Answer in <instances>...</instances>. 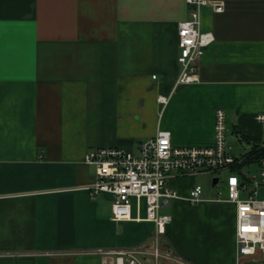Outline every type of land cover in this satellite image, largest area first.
Instances as JSON below:
<instances>
[{
  "label": "crops",
  "instance_id": "obj_1",
  "mask_svg": "<svg viewBox=\"0 0 264 264\" xmlns=\"http://www.w3.org/2000/svg\"><path fill=\"white\" fill-rule=\"evenodd\" d=\"M210 1L223 11L200 10L215 39L199 81L176 86L186 0H0V264H105L108 250L150 239L152 222L115 221L111 195L90 197L97 148L137 151L160 129L176 146L212 145L218 108L235 158L264 143V0ZM228 174L169 178L179 197L161 209L171 216L161 245L196 264H239Z\"/></svg>",
  "mask_w": 264,
  "mask_h": 264
},
{
  "label": "built area",
  "instance_id": "obj_2",
  "mask_svg": "<svg viewBox=\"0 0 264 264\" xmlns=\"http://www.w3.org/2000/svg\"><path fill=\"white\" fill-rule=\"evenodd\" d=\"M189 17L178 23V61L181 72L176 86L199 81L198 68L205 48L214 41L211 32L201 31L202 7L211 5L215 12L223 11V4L210 0H186ZM156 77L155 75L153 76ZM175 86V87H176ZM158 101L166 105L167 96ZM264 124V113L257 116ZM226 113L216 110L214 143L208 146H176L171 133L158 130L154 137L140 143L137 151L122 147H100L86 155V162L95 167V180L88 191L91 198L100 194L112 196L113 219L118 222L150 221L155 231L149 240L135 246L108 250L114 258L105 264H143L139 255L151 258L153 264H196L177 254L165 240L171 216L162 214L179 195L168 186L176 175L215 174L228 171L227 200L237 205V243L239 264L264 260V152L259 161L260 170L250 179L241 180L233 167L243 160L235 158L227 149ZM264 146V143L260 145ZM202 186L196 185L188 200L200 201ZM135 211V213H134Z\"/></svg>",
  "mask_w": 264,
  "mask_h": 264
},
{
  "label": "trees",
  "instance_id": "obj_3",
  "mask_svg": "<svg viewBox=\"0 0 264 264\" xmlns=\"http://www.w3.org/2000/svg\"><path fill=\"white\" fill-rule=\"evenodd\" d=\"M263 152H264V146L263 147L256 146L251 151V153H249L248 157H246V159L243 162H241L240 164H237L236 166L233 167V171L238 173V172L241 171V169H242V167L244 165H249V164H252V163L259 162ZM250 264H255V263H250Z\"/></svg>",
  "mask_w": 264,
  "mask_h": 264
},
{
  "label": "rangeland",
  "instance_id": "obj_4",
  "mask_svg": "<svg viewBox=\"0 0 264 264\" xmlns=\"http://www.w3.org/2000/svg\"><path fill=\"white\" fill-rule=\"evenodd\" d=\"M206 177H208V179L210 180V181H212L216 176H214V175H207ZM148 262H150V261H148ZM251 263H255V264H264V260L263 261H257V262H251ZM250 264V263H249Z\"/></svg>",
  "mask_w": 264,
  "mask_h": 264
},
{
  "label": "water",
  "instance_id": "obj_5",
  "mask_svg": "<svg viewBox=\"0 0 264 264\" xmlns=\"http://www.w3.org/2000/svg\"><path fill=\"white\" fill-rule=\"evenodd\" d=\"M217 181H218V178H214L213 180L214 184L217 183Z\"/></svg>",
  "mask_w": 264,
  "mask_h": 264
}]
</instances>
